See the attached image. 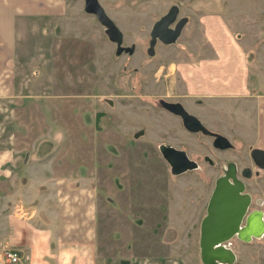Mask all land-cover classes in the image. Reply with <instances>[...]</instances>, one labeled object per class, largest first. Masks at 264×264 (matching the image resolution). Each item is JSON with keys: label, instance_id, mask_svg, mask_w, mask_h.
<instances>
[{"label": "rangeland", "instance_id": "374dc122", "mask_svg": "<svg viewBox=\"0 0 264 264\" xmlns=\"http://www.w3.org/2000/svg\"><path fill=\"white\" fill-rule=\"evenodd\" d=\"M99 1L122 31L124 46H135L133 54L116 55L104 27L85 12L84 0H37V16L17 19L16 51L7 59L14 82L0 96V262L6 264L3 247L14 248L9 243L12 225L23 220L41 229L54 222L56 233L71 223L82 225L84 240L95 243L96 264H203L201 221L215 185L209 175L219 167L170 174L158 146L177 123L158 110V100H183L210 130L234 144L222 163L244 156L248 164L250 151L258 144L264 147L259 97L182 98L185 90L171 66L190 57L195 61L191 55L197 46L207 47L202 16L213 0ZM250 1H241V11L230 10V25L232 30L242 27L251 36L247 41L259 42L255 47L262 50L264 0ZM28 4L23 0V6ZM173 6L190 22L177 42L158 44L152 56L147 51L151 28ZM252 14L261 23L256 37ZM194 34L196 43L190 42ZM252 56V83L264 97V67ZM177 132L183 142L187 134ZM44 140L54 149L40 159L36 152ZM189 142L179 146L191 158L210 155L215 160L207 138L199 135ZM247 188L264 200V173ZM81 190H87L83 195L88 199L82 207L65 198L64 193ZM227 245L240 255L236 264L257 263L253 254L264 264V236Z\"/></svg>", "mask_w": 264, "mask_h": 264}, {"label": "crops", "instance_id": "0c3cea01", "mask_svg": "<svg viewBox=\"0 0 264 264\" xmlns=\"http://www.w3.org/2000/svg\"><path fill=\"white\" fill-rule=\"evenodd\" d=\"M25 1L29 3L26 5L27 7L23 6V0H0V96H5L11 83L14 82L13 75L15 74L10 67L11 61L7 65V59L10 58L11 60L15 55L16 31L20 28L21 15L37 16L39 14L37 12V0H34L35 3L33 0ZM189 1L191 2V0H184L183 2L186 4ZM241 1L213 0L214 4L207 2L206 13L202 16L207 47L197 46L195 53L191 55L195 57V61L191 57L188 59L190 61H177L175 65L171 66V72L179 74L180 87L185 90L182 98L211 100L213 98H243L249 97L248 95L251 94L252 97H250L253 99L258 96L257 104L260 108L259 112H261L259 124L261 132L264 133V97H261L258 88L253 85L250 70L251 60L254 59L252 54H256L255 62L264 67V48L261 50L255 47L259 42L250 43L247 41L251 36H248L249 33L242 27L238 30H232L230 25V19L233 20V16L229 12L233 9L241 11ZM225 6H229L226 12L224 11ZM236 15L243 18V14ZM17 19L19 20L17 21ZM251 19L250 24L255 26V30H257L254 36L256 37L257 34H260V18H256L252 14ZM190 42H197L196 34L193 35ZM248 43L252 46L251 48H246ZM205 49L210 51V55ZM250 83L253 85L252 90L254 92H250ZM177 88L178 86L175 85L174 89L177 90ZM254 89L257 90V93ZM12 91L15 94L13 88ZM259 138L260 136H258ZM256 147L264 150V147L259 144ZM57 172L56 169L54 174ZM76 192L78 195L69 191L64 193L65 198L68 200L76 199L75 201L79 202L82 207L84 201H88L83 195L87 190ZM68 207L70 211L73 210V213H76L74 212L76 208H73L72 205ZM22 221H16L12 225L9 243L14 248L29 253L30 260L29 263L26 262L27 264H86L87 261L96 264L97 249L94 246L95 243L84 240L86 235L82 225L78 226L77 223H71L56 233L59 229H56L58 226L54 222H48L47 227L41 229V226L34 227L33 224ZM18 233H20L21 238L17 240L15 236ZM9 243L7 244L9 245Z\"/></svg>", "mask_w": 264, "mask_h": 264}, {"label": "water", "instance_id": "95a60500", "mask_svg": "<svg viewBox=\"0 0 264 264\" xmlns=\"http://www.w3.org/2000/svg\"><path fill=\"white\" fill-rule=\"evenodd\" d=\"M85 12L94 15L98 22L104 27L105 33L112 43L116 44V55L120 56L123 53L133 54L135 46H123L124 35L116 23L109 17L99 0H84ZM179 8L173 6L167 14L154 25L150 43V55H153L152 48H154L156 40L154 36L160 33L161 29H166L172 25L178 17ZM187 19H182L175 29L165 30V43L172 44L177 41L181 35V31ZM163 107L169 112L180 116L183 120L184 126L195 133L202 132L205 135L215 137V146L217 148L228 150L233 149L234 145L230 140L220 134L215 133L206 128L201 121L190 114L181 103H172L162 101ZM54 149V145L50 141H43L36 152L37 158H45ZM161 154L166 162L171 166L173 175H180L187 170H191L192 166L188 165V157L184 151L177 150L170 146H162ZM252 157L257 163L258 167L264 170V162L259 163V159L264 160V150L255 148L252 150ZM29 159V154H26L25 163ZM187 162V163H186ZM181 163L182 166L180 165ZM250 195L245 193V185L241 180L232 178L229 181L228 177H222L217 180L215 188L212 192L207 215L202 221L200 228V256L203 264H233L236 255L234 251L225 245L235 235L243 237L246 228L241 227V221L247 211L250 203ZM264 235V228L256 235L261 237Z\"/></svg>", "mask_w": 264, "mask_h": 264}, {"label": "flooded vegetation", "instance_id": "af4514ba", "mask_svg": "<svg viewBox=\"0 0 264 264\" xmlns=\"http://www.w3.org/2000/svg\"><path fill=\"white\" fill-rule=\"evenodd\" d=\"M91 16H93V15H91ZM183 18H185V16L177 17V20L172 25H170L166 29H161L160 33H158V34L156 33V35L154 36V39L156 40V43H155L154 48H152V51L154 53L152 56H155V54H156L155 48L157 47L158 44L169 45V44L165 43V30L175 29L176 26L178 25V23ZM188 23H189V20L187 19L186 24L184 25V27L182 29V32H183L184 28L187 26ZM154 25H156V22L153 24V26L151 28V31H150V40H149V46H148V50H147L148 52L150 51V48H151L150 43L153 40L152 32H153ZM181 35H182V33H181ZM177 41H178V39H177ZM123 46H124V44H123ZM123 54H127V53H123ZM162 101H167V102H172V103H181L185 107V105L183 104V100H173V101L172 100H163V99H159L158 100V107H159L158 110H160L161 112H163L164 114L169 116L170 117V121L173 120L174 123H177L176 125L174 124L172 126V130L171 131L168 130L162 136V142L158 146L159 147V152L161 154L160 150H161L162 146H170V147H173V148H175L177 150L184 151L186 153L187 157H188V161L190 162V163H188V165L192 166L191 170H187L184 173H181L180 175H173L172 172H171V166L166 162V160L163 158V156L161 154V158L166 163V165L168 167V171L170 172V174L172 176H174V177L175 176L177 177V176H181V175L187 174L189 172L193 173V172H196L198 170H201L203 166H206V167H208L210 169H214L215 167H219V170H218L217 173H215V175L213 173H211L209 175V178L211 179V181L215 180V185H216V182H217L218 179H220L222 177H226V176L228 177L229 181H232L233 177H235L238 180H241L244 183V185H245V193L249 194L250 197H251L249 206L247 208V211H246V213H245V215H244V217H243V219L241 221V227L242 228H246V232L242 235L243 237H239V235H235L231 240L226 242L225 245L229 248L230 246L227 245V244H229L230 241L236 240V239L241 244H250V243H253V242H256V241L258 242L259 240H261L264 235L261 236V237H257L256 235L260 232L261 228H264V200L255 198L252 195V193L250 192L249 188H247V182L253 180L254 178H260L261 174L264 173V170H262V169H260L258 167L257 163L255 162V160L252 157V150L253 149L250 151L249 158H248L249 159V163L248 164L244 163V161L247 159L244 156L241 157V159L238 160V162L237 161L235 162L233 160H227V161L222 163V157H224V153L228 152V151H234L235 147L233 149H228V150H223V149L217 148L215 146V137L205 135L202 132L195 133V132H192V131L188 130L184 126L182 118L180 116H177V115L169 112L167 109H165L163 107ZM185 109L190 114H192L193 116L197 117L201 121V123L206 128L209 129V127H207V125H205L203 123V121L196 114L190 112L186 107H185ZM178 128H180V130L182 129L183 132H185L187 134V137L184 140L185 142L184 141L181 142L180 136L178 135V132H177ZM140 133H143L142 129H141ZM215 133H217V132H215ZM199 135L201 137H203V138H207L210 141L211 146H212V149H210V150H211V152H215L216 153V156L214 157L215 160L210 155H205L202 160L199 159V158H195V159L191 158L188 155V153H187V149L179 146V143H185L186 145H190L189 141L192 139V137L194 139H196V137L199 136ZM44 141H46V140H44ZM255 148H257V147H255ZM25 157H26V155H25ZM29 157H30V154H29ZM242 160H243V162H242ZM263 162H264V160H262V158H260L259 159V163L261 164ZM182 164H184V163H181L180 165L182 166ZM76 184H80V183L77 182ZM215 185H214V188H215ZM214 188H213V190H214ZM213 190H212V192H213ZM211 195H212V193H211ZM211 195H210V198H211ZM210 198H209V201H210ZM111 200H108V201L111 202ZM209 201H208V204H209ZM208 204H207V208H208ZM206 215H207V209H206ZM203 219H202V221H203ZM202 221H201V224H202ZM47 223L48 222L45 223L46 227H47ZM235 255H236V259H235L233 264H236L239 261V259H241L240 255L237 252L235 253ZM250 256L253 259L255 257V261H257V263H254V264H260V259H258L257 254H253L254 257L252 256V254H250ZM2 257H4V256L2 255Z\"/></svg>", "mask_w": 264, "mask_h": 264}, {"label": "built area", "instance_id": "2783aa9c", "mask_svg": "<svg viewBox=\"0 0 264 264\" xmlns=\"http://www.w3.org/2000/svg\"><path fill=\"white\" fill-rule=\"evenodd\" d=\"M3 251L7 264H19L22 262L23 257L19 252L6 248H3Z\"/></svg>", "mask_w": 264, "mask_h": 264}]
</instances>
